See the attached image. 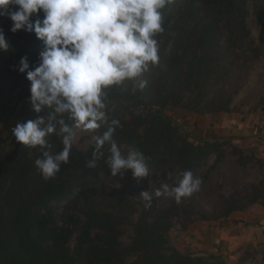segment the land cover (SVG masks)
I'll use <instances>...</instances> for the list:
<instances>
[{
	"label": "trees",
	"instance_id": "1",
	"mask_svg": "<svg viewBox=\"0 0 264 264\" xmlns=\"http://www.w3.org/2000/svg\"><path fill=\"white\" fill-rule=\"evenodd\" d=\"M161 11L159 63L105 90L107 122L94 132L119 121L113 139L121 153L135 148L145 156L149 174L140 180L131 170L111 174L108 144L89 167L90 141L84 150L73 141L68 163L54 178L42 177L34 165L41 150L18 143L11 129L50 111L32 110L30 82L16 70L22 56L30 68L38 64L43 45L0 17L9 44L0 50V264H227L221 254L176 247L171 231L264 207V158L230 138L195 140L165 112H244L235 99L248 72L264 62V0H173ZM260 107L264 92L249 111ZM49 143L50 154L63 148L55 134ZM185 170L202 180L199 191L179 202L155 196L172 183L169 173ZM145 190L150 203L140 195Z\"/></svg>",
	"mask_w": 264,
	"mask_h": 264
},
{
	"label": "clouds",
	"instance_id": "2",
	"mask_svg": "<svg viewBox=\"0 0 264 264\" xmlns=\"http://www.w3.org/2000/svg\"><path fill=\"white\" fill-rule=\"evenodd\" d=\"M173 0H0V17L12 24L10 31L34 33L42 42L39 62L30 68L27 56H22L17 69L26 73L30 82V103L35 113L49 109L47 116L17 121L11 129L15 140L25 146L39 147L42 155L34 165L45 180L60 172L61 163H68L73 143L74 126L95 132L107 122L106 89L125 80H136L150 65L159 63L156 35L162 33V9ZM42 13V16L40 15ZM36 19H32L33 16ZM3 29L0 28V50H8ZM139 80L138 87H146ZM112 120L102 134L90 138L95 161L104 156L101 149L110 145L106 164L116 176L131 170L137 180L149 174L145 156L138 149L122 154L113 139ZM61 138L62 150L50 154L49 137ZM171 184L164 183L155 196H168L177 202L199 191L202 180L190 170L169 173ZM140 195L151 201L145 190Z\"/></svg>",
	"mask_w": 264,
	"mask_h": 264
},
{
	"label": "crops",
	"instance_id": "3",
	"mask_svg": "<svg viewBox=\"0 0 264 264\" xmlns=\"http://www.w3.org/2000/svg\"><path fill=\"white\" fill-rule=\"evenodd\" d=\"M197 116L204 123L199 128L204 136L230 138L264 158V107ZM180 236L186 245H175L178 248L218 253L227 264H264V207L256 204L220 221L196 222L180 231Z\"/></svg>",
	"mask_w": 264,
	"mask_h": 264
},
{
	"label": "rangeland",
	"instance_id": "4",
	"mask_svg": "<svg viewBox=\"0 0 264 264\" xmlns=\"http://www.w3.org/2000/svg\"><path fill=\"white\" fill-rule=\"evenodd\" d=\"M253 29L255 30L257 28V23L254 21H251ZM264 92V62L263 60L260 61L255 65L254 68H252L249 72L247 77L243 81V87L239 93V95L236 97L235 101L242 102V108L243 111L249 112V108L252 107L255 100L258 99V96ZM165 112L173 117L175 120H177L186 130H188L192 138L195 140H199L201 138L205 139H213L210 136L206 137L203 135V131H200L201 125L204 123H201L199 120V116L189 113L186 110H178V109H170L168 108L165 110ZM204 129V126H202ZM73 141L76 142L81 149H85L90 141V138L92 135H94V132L85 131L81 128L74 127L73 131ZM215 138V137H214ZM257 154V152H256ZM171 240L174 243V245L180 246L186 245V241L183 239L182 236H180V231L175 229L172 230L171 233ZM184 243V244H183ZM182 248V247H180ZM183 249V248H182Z\"/></svg>",
	"mask_w": 264,
	"mask_h": 264
}]
</instances>
